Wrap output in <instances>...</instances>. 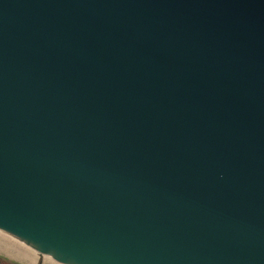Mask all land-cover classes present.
Here are the masks:
<instances>
[{
	"label": "water",
	"instance_id": "95a60500",
	"mask_svg": "<svg viewBox=\"0 0 264 264\" xmlns=\"http://www.w3.org/2000/svg\"><path fill=\"white\" fill-rule=\"evenodd\" d=\"M0 232L264 264V0H0Z\"/></svg>",
	"mask_w": 264,
	"mask_h": 264
},
{
	"label": "rangeland",
	"instance_id": "374dc122",
	"mask_svg": "<svg viewBox=\"0 0 264 264\" xmlns=\"http://www.w3.org/2000/svg\"><path fill=\"white\" fill-rule=\"evenodd\" d=\"M0 264H59L0 232Z\"/></svg>",
	"mask_w": 264,
	"mask_h": 264
}]
</instances>
